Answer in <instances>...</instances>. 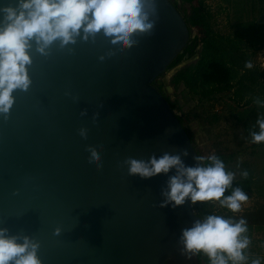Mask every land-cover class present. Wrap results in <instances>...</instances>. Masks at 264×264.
Listing matches in <instances>:
<instances>
[{
	"label": "water",
	"instance_id": "1",
	"mask_svg": "<svg viewBox=\"0 0 264 264\" xmlns=\"http://www.w3.org/2000/svg\"><path fill=\"white\" fill-rule=\"evenodd\" d=\"M10 2L0 0V7ZM157 15L153 33L134 36L139 44L123 52L102 34L95 43L78 39L68 46L74 52L57 42L49 56L33 42L32 85L14 92L8 120L0 115V228L38 240L42 264L200 262L199 255H181L178 244L181 230L202 218L194 205L159 207L175 170L141 179L123 165L128 157L147 161L187 149L182 159L195 166L193 157L200 156L154 84L191 30L172 0H157ZM82 127L89 130L86 140ZM88 145L102 148V170L89 163Z\"/></svg>",
	"mask_w": 264,
	"mask_h": 264
},
{
	"label": "clouds",
	"instance_id": "2",
	"mask_svg": "<svg viewBox=\"0 0 264 264\" xmlns=\"http://www.w3.org/2000/svg\"><path fill=\"white\" fill-rule=\"evenodd\" d=\"M0 115L8 120L15 103L14 92H27L32 85L29 66L33 64L30 50L33 42L36 51L49 56L50 50L58 42L61 50L75 49L78 39L95 43L99 35L111 40L120 52L131 49L139 44L133 39L137 35L152 34L156 22L157 0H11L0 7ZM155 17V19H153ZM115 55L109 51L108 57ZM101 61L106 59L100 56ZM245 67L253 68L249 60ZM68 96L72 93L66 92ZM78 102V96H72ZM255 103L264 107L259 98ZM103 107V105H101ZM87 109L81 112L86 116ZM99 112L93 115L98 121ZM256 124L259 131L251 130L253 143H264V117L258 118ZM88 129H79V135L88 138ZM89 163L102 170L101 149L88 145ZM189 155L187 149L182 153L165 152L159 158L152 155L150 160H137L128 157L123 161L130 176L151 179L160 174L169 176L166 187L162 188L163 197L160 208L169 205L172 208L183 206L187 201L192 205L198 202H213L233 213L242 210V205L249 200L241 187H234L235 173L226 170L225 163L212 155L204 164L202 156H194L195 166L185 164L183 157ZM244 178L248 171L242 173ZM230 192V195H225ZM62 229L57 227L55 235ZM245 219L238 221L222 215L209 214L193 222L191 227L183 228L178 244L180 254L191 260L193 256L203 254L209 264H249L247 250L251 244ZM23 241L22 243L19 241ZM41 245L38 240L28 235H11L8 228H0V264H42L38 256ZM251 264H261L259 259H252Z\"/></svg>",
	"mask_w": 264,
	"mask_h": 264
},
{
	"label": "trees",
	"instance_id": "3",
	"mask_svg": "<svg viewBox=\"0 0 264 264\" xmlns=\"http://www.w3.org/2000/svg\"><path fill=\"white\" fill-rule=\"evenodd\" d=\"M172 1L187 21L191 36L187 45L173 59L167 70L155 79L154 84L165 94L172 108L176 109L177 101H172L162 86H158L157 81L179 66L170 79L174 90L183 84L193 97H198L201 101H213L224 96L230 98L232 102L226 103L235 118V125L213 139L206 157L196 147L199 155L205 158L204 164L209 163V156L215 155L224 161L226 170L230 171V163L245 149L251 147L253 154L264 153V143H253L250 137L251 130L259 131L257 119L264 117V107L255 103L257 98L264 101V70L253 63L254 55L264 45V20L256 15L257 8L264 6V0H219L228 9V15L235 18V29L230 33H222L215 28L214 14L207 0ZM193 29L198 31L195 36L192 35ZM196 56L198 57L195 58ZM249 60L253 63L252 69L245 67V62ZM178 116L196 146L188 119ZM207 118L212 123L220 120L217 112L210 113ZM245 171H248L249 176L244 178L242 175L234 179L233 186L241 187L248 196L252 194L253 187L257 188L259 194L264 195V167L263 176H256L254 169ZM225 195H230V192ZM215 206L219 204L198 202L194 208L204 217L210 212L209 208ZM232 213L221 207L220 214H224L225 218L231 217ZM247 226L249 230L252 229L251 225ZM250 234L251 231H248V235ZM199 258V264L203 261L209 264L208 258L203 254H199ZM252 259H259L264 264V259L257 255H249V264Z\"/></svg>",
	"mask_w": 264,
	"mask_h": 264
},
{
	"label": "rangeland",
	"instance_id": "4",
	"mask_svg": "<svg viewBox=\"0 0 264 264\" xmlns=\"http://www.w3.org/2000/svg\"><path fill=\"white\" fill-rule=\"evenodd\" d=\"M207 3L214 14L213 22L215 28L222 33H230L233 31L235 29V18L232 15H228V9H225L219 0H207ZM256 15L259 19L264 20V6L257 8ZM197 34L198 31L193 29L192 35L195 36ZM253 58L254 65L264 70V45ZM178 67L159 78L157 84L158 86H162L163 90L170 95L172 101H177L178 106L174 110L178 115L188 119V124L196 141V147L206 157L208 147H211L213 139L221 135L226 129H231L235 125V118L231 115L229 106L226 103H231L232 101L228 96L213 101H201L198 97H193L183 84L177 90H174L170 84V79ZM212 112L219 113V121L212 123L207 118ZM251 151V147L245 149L230 163V171L235 173V179L240 178L245 169H254L256 176L263 175L264 153L253 154ZM248 197L249 200L242 205V210L238 213H232L230 218L236 221L241 218L245 219L247 225L252 226V229L249 230L251 231L249 235L251 244L247 250V254L257 255L259 258L264 259V196L260 195L257 188L253 187V192ZM209 211V213L205 214L224 216V214H220V206L210 207Z\"/></svg>",
	"mask_w": 264,
	"mask_h": 264
},
{
	"label": "crops",
	"instance_id": "5",
	"mask_svg": "<svg viewBox=\"0 0 264 264\" xmlns=\"http://www.w3.org/2000/svg\"><path fill=\"white\" fill-rule=\"evenodd\" d=\"M258 176H263V175H258ZM264 177V176H263ZM263 183H264V180H263ZM261 195V194H260ZM264 196V195H263Z\"/></svg>",
	"mask_w": 264,
	"mask_h": 264
}]
</instances>
